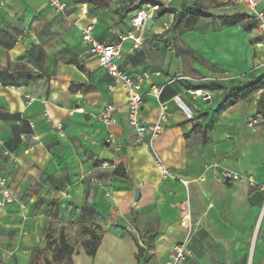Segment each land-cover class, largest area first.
<instances>
[{"label": "crops", "instance_id": "crops-1", "mask_svg": "<svg viewBox=\"0 0 264 264\" xmlns=\"http://www.w3.org/2000/svg\"><path fill=\"white\" fill-rule=\"evenodd\" d=\"M65 3L68 5L69 11L75 14V21L79 17L78 8L82 5L88 7L89 14L82 18L79 24L84 26L88 23H95L94 35L100 41L111 42L117 35L130 29L129 16L125 19L127 26L125 25L123 28L115 26V20L109 17L106 20L109 22V26L106 27L107 32L103 33L100 21V17H103L102 10L93 11L94 2L90 4L89 1L70 0ZM235 3L236 5L241 4L237 7L241 14L246 6L242 7L244 4L242 0H236ZM17 4L15 0H0V70L12 71L13 64L24 57L26 53L24 38L15 28L20 18L19 15L17 16L19 11V4ZM45 6L48 7L47 3ZM260 8L264 10V0H261ZM40 11L41 9H36V12ZM247 15H249L248 10ZM115 17L117 18V16ZM158 26L160 27L158 31L154 28L149 34L146 31L145 44L140 50L131 52L130 44L125 45L120 64L122 70L132 75L152 74L154 71H159L156 68L142 69L141 66H135L133 63L144 46L151 39L157 38L161 24ZM234 28L241 27H231L227 30ZM74 35L78 38L82 50L81 57L91 61L89 66H95L99 73L97 79L102 80L108 94L101 93L97 103L92 105L81 95L70 93L77 105L68 110L81 107L85 109L86 114L69 116L68 110L59 106L47 109L39 100L29 107L26 106L25 96L29 94L26 88L27 84L15 88L6 87L0 83V155L3 154L8 159V162L4 164L6 170L2 163L0 164V179L7 180L11 194L16 199H26L28 201L26 207L32 212L36 210L37 203L42 199L57 201L58 227L65 233L69 232L73 226L71 224L73 219L82 217V207L85 205L93 207L97 212V215L92 217L93 223L105 229L107 222L99 217H101V213H109L113 210L117 218L127 226H131L138 235L140 234L137 233L132 223L139 225L140 221L155 213L161 227L158 229V225L156 229L151 230L153 227L148 226L149 240H152L153 245L150 264H164L171 249L188 239L192 256L187 264H264V191L259 188H251L246 183L225 185L218 182L211 172H206L204 169L206 163L217 160L234 171L252 176L258 184L264 183V165L262 164L264 163V150L256 148L259 140L248 137L250 134L248 129L242 135L243 141H238L236 144L232 141L228 142L222 137L224 133L231 135L236 132L235 129L227 127V125L235 124L238 121L237 116L229 112L234 107L217 114L220 117V124H223V126L221 125L223 133L220 132L215 137L211 136L209 142V137L203 130L207 140L204 142L202 136L201 147H197L192 124L174 104L173 98L180 96L191 109L196 105L186 100L181 94H174L164 100L161 98L162 101L169 102L173 117L166 124L162 135L153 143L152 148H146L138 142L135 130L130 126L125 89L119 86L115 93L108 90L112 80L99 68L94 58L83 55L81 33L78 27H75ZM257 46L261 49L259 50L264 60V42L258 43ZM154 62L158 61L154 60ZM261 71L264 73L263 66ZM256 76L250 78V81L257 78ZM172 80L169 78L165 80L164 75L151 77L144 84V89L147 91L152 83L160 86L168 85L167 89ZM56 85L65 87L59 86L57 83ZM197 98L198 96H195V99ZM247 100H242L234 106L237 107ZM107 103H115L120 106L118 124L113 131L122 145V150L116 153L110 147L106 149L98 145V148L93 152L97 158L104 162L109 160V163L116 165V168L123 166L126 179L114 175L116 168L107 171L105 174L107 176L102 178V181L110 192L109 200L103 199V191L97 189L93 177H89V185L86 186L80 183L72 184V181L71 185L68 184L64 188L58 185L57 188H52L51 185H47V174L55 177L54 179L57 181L67 175H63L58 169L57 162L59 160L55 159L58 147L47 148L49 140L47 132L49 131L44 129L45 124H43L45 123L43 116L45 108L54 122L64 124L66 137L64 139L58 137L60 142L69 141V135L75 137L77 134H85L96 142L103 143L107 138V128L95 119L87 121L85 118L93 114L91 111L96 110L95 106L97 113ZM201 103L204 105L206 102L201 101ZM214 104L215 102L212 104V109ZM201 107L206 109L205 106ZM257 108L254 109L255 112ZM158 115V101L152 97L147 98L141 110L140 121L145 125L152 124L157 121ZM257 115L256 112L255 116ZM261 116L263 120L260 122H264V116ZM260 136L264 140V130L261 131ZM260 136L258 137L262 140ZM145 139H148V135L145 136ZM156 159H159L166 168L172 171V177L166 179L162 177L156 168ZM90 170L95 174L93 169ZM34 189L37 192L32 191ZM2 190L3 188L0 186V202L3 200ZM137 190L139 191L138 201L135 200ZM184 202L188 204L190 215L188 228H183L180 223V204ZM4 210L20 212V209L17 204L0 207L2 212H0V222L7 227H12L14 222L10 224L11 217L4 214ZM11 215H14L15 218V214ZM43 223L44 218L38 216L32 226H29L30 236L24 239V243L20 242L22 248L17 253L16 260L1 253L0 264H30L29 251L23 249L26 248L25 245H37L33 238L41 240V234L39 237L36 235L41 232ZM9 230L13 232L11 231L13 229ZM157 232L159 234L156 235ZM15 239L17 238L15 237ZM21 239L23 240V238ZM108 241L117 247L126 244L132 255L130 244L122 239L110 238L105 235L93 259V264L106 263L107 255L104 249ZM132 260L134 264H137L133 255Z\"/></svg>", "mask_w": 264, "mask_h": 264}, {"label": "rangeland", "instance_id": "rangeland-1", "mask_svg": "<svg viewBox=\"0 0 264 264\" xmlns=\"http://www.w3.org/2000/svg\"><path fill=\"white\" fill-rule=\"evenodd\" d=\"M64 1L68 3L70 0ZM74 1L79 2V0ZM89 1L90 4L95 3L93 11L102 10L103 17H100V21L103 33L107 32L106 27L109 26V22L106 20L109 17L115 20V26L123 28V26H127L125 19L129 12L136 8L159 5L166 11L164 16L156 19L153 28L158 31L160 28L158 25L165 22L171 23L173 21V25L164 34L156 36L157 38L153 40L151 39L136 56L133 63L135 66H141L142 69H159L165 80L168 78L172 80L173 77V79L177 77L190 79V82L180 80L169 85L162 99L164 100L174 94H181L186 100L196 105L193 108L194 116L188 121L192 124V132L195 133L197 147H201L203 130L206 131L209 142L211 136L215 137L220 132L223 133V124H220V117L217 116L216 112L219 105L228 97L229 89L249 82L250 78L255 75H257L256 77L264 76L261 71L262 66L264 67V60L260 52L261 49L257 46L258 43L263 42L259 32L254 29L253 25L248 30L242 28L227 30L219 19V17L241 15L244 17L241 20L242 24L253 21L247 15L246 8L243 9L241 14L238 12L237 7L241 4L236 5V0ZM15 2L19 4H17L19 6L17 16H20L15 28L24 38L26 53L24 57L13 64L12 71H18L21 74L19 78L21 83L31 79L28 80L26 86L29 91V94L25 96L26 106H30L28 105V98L32 99V103L37 100L41 101L47 109L48 107L59 106L68 110L76 106L77 102L74 101L73 95L68 92L67 88L56 85V77L82 84L83 87L76 94L81 95L92 105L97 103L101 93L108 94L102 80L97 79L99 73L95 66H89L91 61L84 60L81 57L82 50L78 38L74 35L75 26L73 22L76 16L72 11L67 12L62 17L45 6L46 0H15ZM194 5L208 8L209 13L216 18H200L194 25L189 27L186 25V18L175 20L176 15L181 14L184 7ZM242 7H245V5L243 4ZM36 9H41V11L36 12ZM147 33L149 34L151 31L148 30ZM77 34L79 33L77 32ZM154 60L158 62H154ZM210 82L224 84L228 90L223 89L213 92V102H206L201 105V98L195 99L190 94L189 91L192 89L189 85H203ZM260 93H254L247 98V102L240 103L239 106L235 107L238 102L233 106L235 109L229 111L232 115L237 116L238 121L235 124L227 125V127L235 129L236 132L231 135L224 133V136H222L224 140L232 141L235 144L238 141L242 142V138H244L242 135L248 129L250 133L248 137L259 140L256 148L264 150V140L260 136L261 131L264 130V122L259 121L257 124H252V120L256 119L254 109L258 107ZM214 102V108L212 109ZM201 106H205L206 109H202L204 107ZM46 108L43 113L45 118L43 124H45L44 129L49 131L47 132L49 135L47 148L58 147L57 153H55V159L59 160L57 162L59 164L58 169L63 175H67L57 181L54 179L55 177L47 174L46 184L51 185L52 188H57V185L64 188L68 184L71 185L72 181V184L80 183L86 186L89 185V177H93L97 189L103 191V199L109 200L110 192L106 189L102 178L106 177L107 171H111L113 168L104 167V161L97 158L93 152L98 148V145L109 149L105 141L98 143L85 134H77L75 137L69 135V141L67 142H60L58 137L64 139L66 135L62 137L57 132L55 122L46 114ZM95 109L97 110L96 106ZM96 110L91 111L93 115L97 114ZM85 119L92 121L93 117L88 115ZM235 150L238 149L235 148ZM7 162V157L1 154L0 164L2 163L4 170H6L4 164ZM105 162L109 163V160H105ZM262 164L264 165V163ZM90 169H93L95 174ZM31 186L33 187V185ZM32 191L37 192L35 189ZM17 201L20 212L4 210V214L11 217L10 224L14 222L13 225L15 226L7 227L0 222V255L5 253L11 259L16 260V255L22 248L20 242L24 243V239L30 236L29 226H32L38 216H42L44 218V223L41 226L42 230L39 235H36L39 237L41 234V240H39L40 238H33L37 245H25L26 248L23 249L29 251L30 264H65V259L57 256L56 252L57 247L61 245L62 237L74 250V264H93L94 258L87 256L81 246V242L88 239L90 233L101 235L102 240L105 235L110 238L122 239L132 247V255L137 264L151 263L153 245L152 240H149L148 226L153 227L151 230L156 229L158 225V229L161 227L155 213L140 221L139 225L132 223L137 233L140 234L138 235L131 226L122 223L113 210L109 213H101V217H99L107 222L105 229L93 223L92 217L97 215V212L93 207L85 205L82 207V217L73 219L71 222L73 226L69 232L65 233L58 227L57 201L52 199L37 201V208L33 212L26 207V202H28L26 199H17ZM11 214H15V218ZM9 229H13L11 230L13 232H10ZM86 230L90 232L87 233ZM11 234H13L12 237ZM157 234L159 233L157 232ZM104 252L107 255L105 264H134L131 250L126 244L117 247L108 241Z\"/></svg>", "mask_w": 264, "mask_h": 264}, {"label": "built area", "instance_id": "built-area-1", "mask_svg": "<svg viewBox=\"0 0 264 264\" xmlns=\"http://www.w3.org/2000/svg\"><path fill=\"white\" fill-rule=\"evenodd\" d=\"M242 1L249 12L250 18L256 23L255 30L259 32L264 42V10L260 8L261 0ZM46 3L47 6L58 16L64 17L69 11V7L64 0H46ZM78 9L79 17L73 22V25L80 29L83 55L94 58L97 61L99 68L102 69L112 80V83L108 86V90L111 93H115L119 86L125 89L130 126L135 130L138 142L146 148H152L153 143L162 135L166 124H168L173 117L169 102L161 100L163 92L168 85L160 86L152 83L146 91L144 89V84H146L151 77L162 76V73L160 71H155L152 74L132 75L122 70L120 64L123 59L124 47L127 43L130 44L129 50L131 52L140 50L145 44L144 35L146 31H148L147 22L150 19L154 20V24L149 30L151 31L156 23V19L159 18L157 16L159 5L143 6L129 13L130 29L125 33L117 35V37L111 42H103L95 37V23H88L84 26L80 25L79 23L81 19L89 14V9L86 5H82ZM172 25L173 21L171 23H163L158 35L164 34ZM180 80L190 82L189 78L177 77L173 79L170 84ZM189 92L190 94L201 92V95H198V97L201 98V101L203 102H211L214 100V93L209 90L192 89ZM193 96L195 97V95ZM149 97L158 101L159 115L155 123L145 125L140 121V115L145 100ZM32 102V99L28 98V105H31ZM173 102L185 114L187 119L193 118L194 110L188 107L180 96H175ZM46 114L51 118L48 113ZM68 114L69 116H73L74 114L85 115L86 111L81 107H76L68 110ZM90 115L93 119L107 128L108 134L105 140L106 146L110 147L114 152L119 153L122 150V145L114 134L113 129L118 124L120 106L115 103H107L97 112L96 115ZM261 120H263V117L257 115L256 119L252 120V124H257ZM54 124L57 132L64 137V124L62 122H55ZM146 135H148V139H145ZM103 165L104 167L116 168V165L109 164L108 162H104ZM155 165L164 179L173 176L172 171L166 168L159 159H156ZM204 169L206 172H211L218 182L225 185L246 183L251 188H259L264 191V183L258 184L252 176L234 171L233 169L224 166L220 161L211 160L204 165ZM0 186L3 188V200L0 202V207L18 204L17 199L8 189V183L5 178L0 179ZM180 213V223H182V227L188 228L190 215L188 204L186 202L180 204ZM191 256L192 250L188 239L178 243L171 249L164 264H187Z\"/></svg>", "mask_w": 264, "mask_h": 264}, {"label": "trees", "instance_id": "trees-1", "mask_svg": "<svg viewBox=\"0 0 264 264\" xmlns=\"http://www.w3.org/2000/svg\"><path fill=\"white\" fill-rule=\"evenodd\" d=\"M89 0H79V2H88ZM90 2V1H89ZM141 8V7H140ZM166 14V11L162 6H159V11L157 16L160 18ZM186 18V25L189 27L190 25H194L198 19L200 18H216L209 13V9L200 5H194L192 7H184L183 12L181 14L176 15L175 20H182ZM223 26L226 28L231 27H241L244 30H248L251 26H254L256 29L255 21L246 22L244 24L241 23V20L244 19L241 15H236L234 17H219ZM21 74L18 71H10V70H0V83L6 87H15L18 88L21 85H26L28 83V79L24 83L20 82ZM56 83L59 86H65L69 93L74 94L81 90L83 87L82 84H75L73 82L68 81L64 78H56ZM190 89L194 90H209L212 92L223 90L218 82H210L208 84H198V85H189ZM228 90V89H225ZM165 92V90H164ZM163 92V95H164ZM256 92H261L259 100H258V108L257 114L264 116V76L253 78L251 81L247 83L240 84L239 86L229 89L228 97L219 105L216 114H220L230 107L236 105L238 102L247 99L251 95ZM162 95V97H163ZM204 142L207 140L206 134H203ZM116 177L126 179L125 168L120 166L116 172L114 173ZM89 233L90 231H87ZM89 238L83 240L81 242V246L85 252V254L91 258H94L101 246L102 236L90 233ZM57 256L65 259V264H74L73 262V248L66 242L65 238L62 237L60 247L56 249Z\"/></svg>", "mask_w": 264, "mask_h": 264}, {"label": "water", "instance_id": "water-1", "mask_svg": "<svg viewBox=\"0 0 264 264\" xmlns=\"http://www.w3.org/2000/svg\"><path fill=\"white\" fill-rule=\"evenodd\" d=\"M153 24H154V20H152V19L148 20V22H147V28H148V30L151 29V27L153 26ZM220 86L223 89H227V86L224 85V84H220ZM135 196H136V199L135 200L138 201L139 200V191L138 190L136 191Z\"/></svg>", "mask_w": 264, "mask_h": 264}, {"label": "bare ground", "instance_id": "bare-ground-1", "mask_svg": "<svg viewBox=\"0 0 264 264\" xmlns=\"http://www.w3.org/2000/svg\"><path fill=\"white\" fill-rule=\"evenodd\" d=\"M192 94L195 95V96H198V95H201V92H196V93H192ZM181 225H182V223H181Z\"/></svg>", "mask_w": 264, "mask_h": 264}]
</instances>
